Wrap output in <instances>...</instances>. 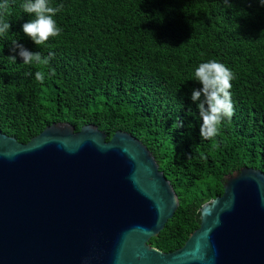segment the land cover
<instances>
[{
	"label": "trees",
	"instance_id": "obj_1",
	"mask_svg": "<svg viewBox=\"0 0 264 264\" xmlns=\"http://www.w3.org/2000/svg\"><path fill=\"white\" fill-rule=\"evenodd\" d=\"M4 0H0L3 3ZM0 35V130L27 142L53 122L131 133L170 181L178 206L149 243L169 252L199 226V208L243 166L264 173V6L259 0H50L62 29L45 45L22 30L31 17L8 0ZM47 63L25 64L13 41ZM54 53L49 57V53ZM15 55L13 61L11 56ZM217 60L234 73V114L200 136L194 70ZM37 71L45 74L41 83ZM31 73V75H27ZM182 121V126L178 127Z\"/></svg>",
	"mask_w": 264,
	"mask_h": 264
},
{
	"label": "water",
	"instance_id": "obj_2",
	"mask_svg": "<svg viewBox=\"0 0 264 264\" xmlns=\"http://www.w3.org/2000/svg\"><path fill=\"white\" fill-rule=\"evenodd\" d=\"M178 198L146 145L53 122L27 142L0 130V264H264V173L224 178L169 252L149 243ZM119 258V259H118Z\"/></svg>",
	"mask_w": 264,
	"mask_h": 264
},
{
	"label": "clouds",
	"instance_id": "obj_3",
	"mask_svg": "<svg viewBox=\"0 0 264 264\" xmlns=\"http://www.w3.org/2000/svg\"><path fill=\"white\" fill-rule=\"evenodd\" d=\"M264 6V0H259ZM62 5L53 7L50 0H23L21 8L31 17L22 25L23 33L29 37L35 45H45L50 37H57L62 29L58 27L54 18L62 9ZM8 0L0 3V35L6 34L11 27L9 21L4 17L9 13ZM12 51L16 52L22 58L25 64L47 63L48 59L42 60L39 51H30L18 41H13ZM54 53H49V57ZM13 61L16 56H11ZM31 75V73H27ZM35 80L43 82L45 74L37 71ZM194 79L199 83L198 88H193L190 94L191 101L197 104L201 124L199 128L200 136L203 139H210L217 135L219 126L224 118H231L234 114L233 103L231 99V81L234 79V73L225 64L211 59L201 62L194 70ZM182 126V121L178 127ZM119 259V258H118Z\"/></svg>",
	"mask_w": 264,
	"mask_h": 264
}]
</instances>
